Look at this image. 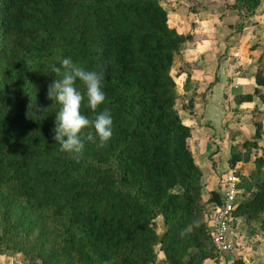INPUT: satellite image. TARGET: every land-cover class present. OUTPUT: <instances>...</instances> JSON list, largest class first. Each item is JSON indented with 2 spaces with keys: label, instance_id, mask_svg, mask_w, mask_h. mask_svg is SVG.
<instances>
[{
  "label": "trees",
  "instance_id": "obj_1",
  "mask_svg": "<svg viewBox=\"0 0 264 264\" xmlns=\"http://www.w3.org/2000/svg\"><path fill=\"white\" fill-rule=\"evenodd\" d=\"M263 1L234 0L235 28L244 29ZM194 41L170 26L162 0H0V251L21 253L29 264H205L219 257L173 75L183 46ZM65 57L103 74L106 100L97 112L108 108L114 121L110 141L86 143L79 159L52 139L61 106L47 89L59 79L52 66ZM255 82V92L237 103L258 97L264 104L263 62ZM193 109L192 100L189 116ZM81 112L95 115L87 99ZM256 128L243 151L232 147L231 167L251 161L262 137V125ZM255 164L241 177L234 216L257 222L264 235V155ZM221 202L213 192L209 204Z\"/></svg>",
  "mask_w": 264,
  "mask_h": 264
},
{
  "label": "crops",
  "instance_id": "obj_2",
  "mask_svg": "<svg viewBox=\"0 0 264 264\" xmlns=\"http://www.w3.org/2000/svg\"><path fill=\"white\" fill-rule=\"evenodd\" d=\"M199 3L198 10L186 15L190 22L186 26L187 21L183 26L177 23L175 29L185 35L205 33L208 38L186 43L175 65L179 62V78L186 83L182 88L184 96L194 101L193 114L184 122L192 128L190 146L203 171V201L210 210L214 206L209 204L211 194L219 193L222 175L231 167L232 147L243 151L242 143L255 138L257 121L263 127L262 137L259 148L251 154L254 161L263 157L264 104L258 97L242 104L237 103V98L253 94L256 89L255 75L264 54V1L256 15L245 21L242 30L235 28L240 21L238 13L229 8L234 0H199ZM189 73L191 80L187 83ZM163 231L164 228L159 233ZM231 238L241 249L236 247L205 264H234L240 258L248 264H264V235L257 222L236 218ZM162 259L160 254L159 260Z\"/></svg>",
  "mask_w": 264,
  "mask_h": 264
},
{
  "label": "clouds",
  "instance_id": "obj_3",
  "mask_svg": "<svg viewBox=\"0 0 264 264\" xmlns=\"http://www.w3.org/2000/svg\"><path fill=\"white\" fill-rule=\"evenodd\" d=\"M26 64L29 67L30 62ZM59 65H53L51 69L59 79H54L47 89V98L61 106L56 113L55 126L51 130L52 139L55 144L60 145L59 151L79 159L86 143L97 144L99 141L97 146L103 147L110 141L114 121L108 108L97 112L98 107L106 100L102 89L103 74L85 70L70 57L60 59ZM77 81L82 83L83 92L77 87ZM85 99L95 114L91 118L81 112ZM47 110L48 108L44 109V112ZM85 129L89 131L85 133Z\"/></svg>",
  "mask_w": 264,
  "mask_h": 264
},
{
  "label": "built area",
  "instance_id": "obj_4",
  "mask_svg": "<svg viewBox=\"0 0 264 264\" xmlns=\"http://www.w3.org/2000/svg\"><path fill=\"white\" fill-rule=\"evenodd\" d=\"M240 183L241 174L238 166L230 167L223 174L220 182L219 194L222 202L214 205L207 213L208 229L218 256L231 252L237 247V243L231 238V229L236 219L234 212L242 194Z\"/></svg>",
  "mask_w": 264,
  "mask_h": 264
},
{
  "label": "rangeland",
  "instance_id": "obj_5",
  "mask_svg": "<svg viewBox=\"0 0 264 264\" xmlns=\"http://www.w3.org/2000/svg\"><path fill=\"white\" fill-rule=\"evenodd\" d=\"M162 5L163 7L168 11L169 13V18H170V26L172 28H175L177 23H180L181 25L183 23H185L187 21V23H185L184 25L186 26V24H188L190 21L186 20L187 16L189 15L190 12H194L195 10L199 9V0H162ZM198 8V9H197ZM177 11V14H172L173 11ZM194 14V13H193ZM196 24V23H195ZM183 26V25H182ZM188 27V26H187ZM192 29H194V27L192 26ZM195 40L196 41H203V40H207L208 36L205 33L202 34H197L195 33ZM262 62L264 63V54L262 56ZM177 65H179V62H177V64L174 66V70H173V75L176 77V82L178 84V88H179V93H180V99L178 101L177 104V108L179 110V112L181 113V115L183 116L184 119H189L190 116V111L187 110L188 109V105H189V100L184 96L183 93V84L184 82L179 78V76H177V72L179 71V69L177 68ZM180 75V74H179ZM184 87H186V83L184 84ZM255 126H256V123ZM188 124V122H187ZM229 124V123H228ZM229 129V128H228ZM234 135V132H231ZM231 134V136H232ZM239 150V148H237V151ZM246 152V150H245ZM264 155V153H263ZM200 161V159H198ZM240 170V174L242 178H248L251 176V174H253L256 171V164L254 159H251V162L249 165H243L239 168ZM227 172V170L223 173L225 174ZM223 176V175H222ZM163 225L161 220L158 221L157 223V229L160 232L161 229H163ZM240 244H237V249L239 250L241 248H239ZM252 246V244L250 245V247ZM0 264H29L27 261V258L25 255L21 254V253H14V252H2L0 251Z\"/></svg>",
  "mask_w": 264,
  "mask_h": 264
}]
</instances>
